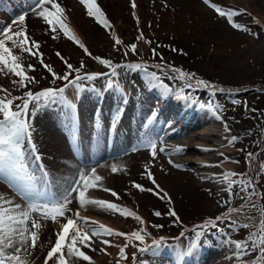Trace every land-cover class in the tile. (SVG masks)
Instances as JSON below:
<instances>
[{
  "label": "bare ground",
  "instance_id": "1",
  "mask_svg": "<svg viewBox=\"0 0 264 264\" xmlns=\"http://www.w3.org/2000/svg\"><path fill=\"white\" fill-rule=\"evenodd\" d=\"M6 1L7 5L5 6L4 4L0 3V7L3 12L8 11L5 12L7 14L0 12V27H2L1 29H4L7 26H11L12 29L25 28L27 26L37 27L39 29L43 28V23L45 22V20L42 17L37 16L31 10L33 0H25L24 4H22V0ZM57 2L64 9L63 17L65 19L67 18L71 22L73 27L72 30L76 33V38L80 39V42L84 45V47L88 49V52L91 53V55L88 56L96 62H99V60L94 59L93 57H100L113 62L114 60H116L115 57L118 51H120L121 49L122 51H126L127 42H130L131 40H134L136 38L135 35H132V27L129 26L128 23L134 22L138 27H142L144 31L147 30L148 26L151 25V22H156L155 25L159 24L160 26H163L167 32H171V29L172 32L174 29L176 31L188 29V26L184 27V25L182 23L180 25L179 22H177L176 25H172V28L170 29L171 22L168 20L167 16H169V13L172 12L176 14V18L179 12L185 14H189L191 12V15H194L195 13H198L200 15L199 21L201 29L195 32L194 30H187L188 32L186 31L185 35H181L180 37H182V39L180 40V42L184 43L183 46L188 47L191 45L192 41H194L195 39L200 40L201 37L206 39L207 42H217L218 44H220L225 41H232L238 34V28L234 26L237 25V22L234 19L233 15L230 19L227 16L222 17L220 15H216L213 12L215 10H213V7L211 6L216 2H214L213 0H209L208 4H206L204 0H135V8L132 7L133 0H96V4L99 6V8L101 6L100 9L111 24L110 29L106 27L105 28L107 30H110L111 32L113 31L114 35L116 34V38L114 41L115 44L112 42L107 43L109 42V40H105L102 30L103 24L101 22H98L95 16H90L88 24L85 19L78 17L81 14L88 16V8L85 4L81 3V0H57ZM217 2H220V7H224L228 11H232L233 13L237 14L260 15L264 11V0H219ZM164 5L165 11H162V6ZM12 7L14 9H12ZM45 7L50 6L46 5ZM11 9L14 11L19 10L21 12L27 11V15L25 16V21L23 24H20L18 17L16 16H12L10 19L6 20V17L8 15H11L12 13L10 12ZM21 15H23V13ZM158 16L162 18L160 22L157 20ZM119 19H121V22H119ZM261 29L264 30L263 25ZM124 33H126V36H123ZM144 37L146 38V36ZM117 39L121 41L120 44H116ZM63 44L68 45L69 41L63 40ZM91 46H93L94 48L90 49L89 47ZM72 50L76 51L74 47H72ZM207 56L203 55L202 57L201 55H198L197 57H199V59L196 58V61H206L211 57L226 60V56L220 54L214 53L209 57ZM228 58V62H231L233 66L229 72L225 71L224 73H222V76L243 85V83H246L245 81L254 70L256 71L258 68L264 66V34H261L260 37L252 39L245 48L240 49L236 54L229 55ZM78 59H81V61L78 60L79 62H85L86 66H90L93 64V61L89 60L88 58H83V55H81V57H78ZM3 72L4 73L2 74L4 75L2 77L7 78L9 76L7 70L4 69ZM159 77L166 76L159 75ZM2 81L3 82H1L0 79V89H5L6 91H1V94L7 95L8 90L11 92L12 90L13 92L17 91L16 87L8 85L12 81L7 82V84V80ZM161 83L165 86L170 87L160 80L152 81L151 83L149 82V84L153 88L155 86L157 88H160L159 94L161 95V98H163L162 108H160L157 112L154 111L153 115H150V113H148V108L150 107V104H152L153 102L155 103V100L153 99L152 102L150 100L151 97H145L144 94V102L134 103L132 101V92L130 91L131 88L127 86L124 77H122L118 90L115 89L116 91H107L103 89L100 92L90 91L88 92V94L85 93L83 95L79 91L76 92L73 89V93L70 97L60 95L59 98H56L57 100H46L43 103V106L40 108V111L44 113V115L47 114L46 118L48 116V118H52V115L54 114L53 118L56 121L54 122L57 123L56 125H58L60 129H62L58 133H55L56 131H52L50 128L51 126L49 127L50 129L45 128V117L43 118L42 116H39L37 120L40 121H36L31 124L32 128L30 131L31 134L29 133L28 137L29 143H27V149L32 148L35 151L34 155H40L41 159L39 161L35 160V162L42 165L41 169H35V172L32 173L33 178H36V180L40 178L43 186L49 185V187L55 188L56 194L58 193L60 195L62 193V198L60 199L61 201L63 200V196L65 194V192L63 191L64 185L62 184L63 186H59L58 184H56V179L62 178V180L59 179L60 183H67L71 180L74 173V179L71 180L70 185L72 186L74 182L78 180L79 174L81 172H84L90 180L94 181L97 184V187L89 188L86 190V198L94 201H107L115 203L120 206L121 209L125 210L124 213L120 211H112L101 207L96 203L84 205V214L79 216L87 218L89 221L95 222V224L90 225L84 224L86 228H95L96 225H104L108 228L113 229L115 232L125 233L127 231L130 232L131 230H133L131 232H141V230H137L136 227H134L136 222L132 220V217H130L131 221L129 220V222H124L122 224L115 216L122 215L124 218H128L132 215H127L126 213L132 212L142 219V225H145L147 229H150L149 224L152 223V219H155L156 217L154 213L157 211L161 213L162 208L164 207L165 200L169 198V201L174 203V205L177 204V206L182 209H192L193 205L196 206V203L198 202L200 205L201 203H203L204 206L206 205V210H217L222 208L224 205L227 206V197L225 198L224 194L226 191V183L218 174H211V172H209L210 174H203L201 178L203 182L199 184V186H197L199 187L198 189L201 192L203 191V189L205 191L209 190L208 193H210V195H212L213 197L211 200H207V198H205L204 196V193H195L196 191L194 186L191 187L193 191H188L183 186L182 182H191V175L189 174L190 172L188 173V169L186 168L187 164H196V166L200 167L206 165L204 163L207 162L208 164L212 162L221 163L230 159L232 157V152L222 149L215 153H210V161H207L204 156L206 162L198 161V157L197 159L191 158L190 156L195 155L194 153H196V158L199 153L212 148L209 141L213 137L210 136H215L216 132L213 130V128L207 126L205 130H200V128H197V130L193 134H189L190 127H194L203 120L202 110L194 106L188 107L185 103H181L180 107H178L176 106L179 103L178 101L175 105L173 103L170 104L169 102L174 100L177 95L184 93L182 92V90L170 87L172 89V92L166 94L164 92V88L160 86ZM19 93L20 91L18 92V94ZM4 95L2 98H4ZM151 95L154 94H152L151 92L150 96ZM95 104H97L100 108L99 113H96L95 111L91 113L90 107H87L90 105L92 107ZM107 106L113 107H111V109H107ZM186 108L187 110H185ZM208 111V118L211 119V122L213 121L212 123H220V127L224 128V131L229 134V124H227L226 121L217 122L216 120H220V116L216 112L210 110ZM81 113H83V115H87V119L85 120L86 122L81 121ZM90 113L91 115H89ZM68 118L69 121L67 122ZM41 121H43V123ZM134 125L136 127L140 125L139 127L142 126L144 128L153 127L152 132L156 134L159 132L163 135V138H160V140L156 142V149H163L161 151L166 154L162 157H158L157 153L155 155V157L159 158L157 160L160 166L159 169H156L154 163L152 162L155 157L152 156V149L145 145L147 142L145 143V140L142 139V136V138H136L134 136ZM155 126H158L157 130H154ZM87 127H92L96 132V135L93 136L92 133H89L87 131L88 129L86 130ZM103 134H105V138ZM218 134L219 133H217V135ZM198 137H202V140L206 141L202 144L204 146L195 145L196 143L194 140ZM220 137L222 136L220 135ZM20 140H23V138L21 137ZM226 141L221 139L216 143L219 146L227 147ZM33 145H35V148L33 147ZM177 148H181L182 151H176ZM186 153L189 155V157L186 155ZM27 154L29 153L27 152ZM74 155L78 160L89 162L93 161L94 164L85 166V169L81 168L80 170L78 168L77 170L75 161L76 159H73ZM174 156H178L179 158H175ZM224 164L226 163L224 162ZM220 165H222V163ZM230 165L228 164V167H230ZM113 166L118 169L115 173L112 171ZM226 167L220 166V168L223 170L230 169ZM92 168H95L96 175L101 177L100 180L96 181L95 177L91 176ZM149 172L151 173V178L148 175ZM152 178L155 179L156 184L159 185V188H156L153 185ZM167 179L172 180L171 185H165L164 180ZM68 183L70 184V182ZM134 183L141 184L145 189L152 188L154 189V191H141L133 186ZM214 183H216V185L217 183H220V186H212L211 184ZM5 185L0 183V195H2L5 199L11 198L16 203H20L21 206L24 207V205L19 200L20 197L16 195L10 189V187H7ZM9 185L14 190L18 191L17 188L13 187L14 185L12 186L11 183H9ZM105 189L115 191L118 194V198L113 196L111 194V191H106ZM48 190L49 188L44 187L40 190V193H42V198H50V196L47 194ZM128 190H130L131 192L139 191V200L137 199L138 201L136 206L138 208H141L143 211L138 210L137 207H132L128 203L126 194V191ZM157 193L159 194L157 195ZM79 204L80 203L77 194L73 193V199L71 203L67 205L69 211L66 212V215L64 217H58V222H52L50 220L51 218H41L38 212L32 213L33 218L39 219L42 227L39 230V238L36 242V247L31 249L30 254L24 257L25 264H35L34 262L39 260V255L34 253L48 249L47 251L45 250L46 253L44 252L43 254L45 256V261H43L44 264H46L47 253L50 251L51 247L54 246L57 240V233L61 232L63 224L66 222L67 218H75V211ZM128 225L132 227L131 230L129 228L126 231L124 227L128 228ZM145 230L143 229V231ZM71 235L72 233L70 232L69 239ZM89 235L92 237L91 247H87L81 243H78L76 247H78L81 251H84L86 255L90 256L91 260L85 261L82 258L70 254L67 247L68 241L66 240L65 246L67 253L66 256L64 255V259L65 262L66 260H68L67 264H88V262L89 264H112V259H117L119 257L117 255L119 252L117 253V251L114 250L113 247H111L114 244L115 236L119 235H111L107 239H104L102 234L96 236L92 235V233L89 232ZM104 240H108L110 241V243L104 244ZM215 240L216 242L212 244V247H208L207 251L212 248H216L215 246L219 244L217 243L219 242L218 236H216ZM224 245V249L226 250L224 254L226 255L221 260H223V262L227 260L228 264H234V255H232L233 258L229 255L235 249L233 243L227 242ZM221 246L222 244H219V246L217 245V248L219 249L218 251H220ZM136 251L137 250H135V252ZM182 255L183 253L180 252L179 257H181ZM203 256L204 255L201 254V257H199L198 260L202 259ZM65 257H67V259ZM189 258L190 256L183 257L181 260V264H197L195 258H192L191 261ZM118 262L120 264H130L127 263L124 259H119ZM156 263L161 264L159 262ZM242 263L248 264L247 262ZM47 264H53V261L49 260L47 261Z\"/></svg>",
  "mask_w": 264,
  "mask_h": 264
},
{
  "label": "rangeland",
  "instance_id": "2",
  "mask_svg": "<svg viewBox=\"0 0 264 264\" xmlns=\"http://www.w3.org/2000/svg\"><path fill=\"white\" fill-rule=\"evenodd\" d=\"M3 1L5 2V4H7L6 0ZM213 1L214 2L216 1L214 4H218L219 6L220 2H217L219 0H213ZM21 2L22 4L25 3L23 0ZM222 8L225 11H228L226 8L224 7ZM213 10L215 9L213 8ZM0 11L1 13L6 14L5 12H3L1 7H0ZM162 11H165V5L162 6ZM17 12H16L17 15H13V16L19 17L22 13L24 14L27 11L21 12L18 10ZM213 12L219 16L216 10ZM190 13L185 14L179 12L176 18V14L172 12L169 13L170 14L169 16H167L168 20L171 22L170 29L172 28V25H176L177 22H179L180 25L182 23L184 27L188 26V29L182 31H176L173 28L174 29L173 32L172 29L171 32L170 31L167 32L163 26H160L159 24L155 25L156 22H153L154 24L151 22V25H155V26L150 25L148 26L147 30L144 31L142 27H138L134 22L130 21L131 23H128V25L132 27L131 29L133 33L132 35H135L136 38L134 40H131L130 42H127L126 51H122L121 49L120 51H118L119 53L117 52V55L115 57L116 60L112 62V65L114 67L116 65H124L126 63H131V64H140L142 67L141 69H132V70L117 68L116 69L118 73L117 76H112L111 74L112 68L106 65L104 66L100 62L93 61L84 51V48L79 46L81 44L79 38H76L75 40L69 38L70 36L76 37V33L75 31L72 30L73 29L72 24L67 18L65 19L63 17L65 24L70 29V32L68 33H66L65 30L62 29L58 24L54 25L56 31L55 32L51 31L50 26L46 23V21L43 23L44 25L42 29L32 26L12 29L13 32L20 31L21 29L26 30L29 41H37L40 45L38 52L35 47H32V51L37 52V55L32 56L29 55V53L27 52H22L20 48L15 47L10 42L8 44V46L13 49V54L19 57L18 63H21L23 65V69L26 75L28 77H34L35 79L33 81L24 80L23 77L15 76L11 71L7 70V67H5L9 76L7 78L2 77L4 75L2 73L4 72L0 71L1 82H3L2 80L4 81L7 80L6 81L7 84V82L12 81L8 85H11L12 87H16L17 91L13 92L12 90L11 92L8 90L7 95L1 94L0 91L1 98L3 97V95L4 97H9L8 99H13V97H18V96L24 97L26 92L28 91L35 93L48 87H52L56 89L65 88V84H67V81H64L62 79H56L53 82L54 78L52 72H55L57 75L62 76L63 74L70 71L67 69L64 61H62L57 56V52H59L64 57V60H66L68 63H71L73 65V69H77V68L80 69L79 75L81 77H84L85 74H93V72L98 74L100 73L102 75V76L98 75L94 80L82 79L81 81H79V87H76L74 85H69L67 88H65L64 93L62 95L70 97L73 93L72 92L73 89L76 92L79 91L83 95L85 93L88 94V92L90 91L100 92L103 89L107 91L110 90L116 91L119 88L121 78L124 77L127 86L131 88L130 91L132 92V101L134 103L144 102V98H143L144 94L145 97L146 96L151 97L150 100L152 102L153 99L155 100V103L153 102L152 104H150V107L148 108V113H150V115H153L154 111L156 112L159 111V109L162 108L163 106V102H162L163 98H161V95L159 94L160 88L159 87L157 88L156 86L153 88L149 84L150 76L148 74L154 73L159 78V80L162 81L164 84H167L170 87H173L174 89L176 88L178 90H182L184 94L177 95V98L183 95H188L187 100L180 98L177 99L180 101L179 103L183 102L188 107L194 106L202 110L203 120L194 127H190L189 134H193L197 130V128H200V130H205L207 126L213 128V130L216 132L215 136L214 135L210 136L213 138L209 141V143H211L212 146V148L208 149L209 151L207 150L202 153H199L198 156H196V158H195L196 153H194L195 155H191L190 157L194 159H197L198 157V161L206 162V160L210 161L211 159L210 153L212 154L222 149L225 151L227 150L232 152V157L227 161H224L227 164V167L228 164L229 165L231 164L230 167H228L230 168L229 170L224 169L225 170L224 171L223 169L220 168V166L226 167V164H224V162H221L222 165H220L221 164L220 162H212L210 164H208L207 162L204 163L206 165L200 167L196 166V164L195 165L187 164L186 168L188 169V173L190 172L189 174L191 175V182L190 183L182 182L183 186L188 191H193L191 187L194 186L196 191L195 193H199L201 191L198 189L199 187L197 186H199V184L203 182L201 180L203 174H210L209 172L215 175L218 174L222 178V180H224L223 174L225 173L240 174L238 176L230 177L231 180L236 182V186L231 187L230 190H229V185L224 180V182L226 183L225 184L226 191L224 194H225V198L227 197L226 200L227 206L224 205L222 208L217 210H212V209L206 210L207 206L206 205L204 206L203 203H201L200 205L198 202L196 203V206L193 205L192 209H182L179 208L177 204H175L176 205L175 206L174 203H172L171 201H169V199H167L165 200L164 207L162 208L161 211V215L156 216L155 219H152V223L149 224L150 229L149 228L147 229L145 225H142L140 220L135 219L133 216L124 218L122 215L120 216L115 215L118 218L119 222L122 224L124 222L125 223L129 222V220L131 221L130 217H132V220L136 222L135 226L134 224L133 226L136 227L137 230H141V233L145 234V240L143 243L136 241L130 235L131 233H133L131 232L133 231L131 230L132 226L128 225V228L124 227L126 231L129 228L131 231L125 232L129 234L127 237L115 236L114 244L111 247H113L114 250L117 251V253L119 252L117 254L119 257L117 259L110 258L112 259V264L114 263L120 264L118 262L119 259L120 260L124 259L127 263L130 264H157L156 262H159L161 264H181L182 258L186 256H190L189 258L190 261L192 260V258H195L197 264H228L227 260L225 262L221 260L226 255L224 254L226 252V250L224 249L225 248L224 244H226L227 242L233 243V246L235 248L233 252L229 254L230 256L234 255L235 257L234 264H243L242 262H247L248 264H264V253H262L259 250V242H257L258 246L256 250H252L250 243H249V248L246 252H243L235 247L236 241H240L242 243L251 242L254 239L252 233H259L260 231L259 226L261 220L264 219V66L258 68L256 71L253 69L254 71L248 77L247 79L248 81L246 80L245 81L246 83H243V85L222 76V73H224L225 71L229 72L233 66L231 62H228L229 59L228 56L232 54H236L240 49L245 48L247 44L251 42L252 39L256 37H260L261 34H264V30L261 29L262 25L264 26V21H263L264 11L260 15L234 13L233 17L236 20L237 25H240V27L237 29L238 34L236 38L233 39L232 41H225L218 44L217 42H213V43L207 42L206 39L199 37L200 40L195 39L194 41H192L190 46L186 47L183 46L184 43L180 42V40L182 39V37L180 36L183 34L185 35L187 30L190 31L194 30L195 32L201 29L200 21H199L200 15L198 13L191 15ZM78 17L85 19L87 24L89 23V19H90L89 14L88 16L81 14ZM8 19H10V17H8ZM161 19L162 18H160V16L157 17V20L159 22L161 21ZM119 22H121V19H119ZM102 30L105 40H109V42L107 43L112 42L115 44L114 41L116 38V34L114 35L113 31L111 32L110 30H107L104 26H102ZM141 33H143L142 38H141ZM123 36H126V33H124ZM144 36H146V38ZM63 40H68L69 44L64 45ZM77 41H79V43H77ZM132 44H136L135 52H133L130 47ZM72 47H74L76 51H73ZM89 48L92 49L94 47L91 46ZM153 49H155L156 55H153ZM39 53L43 54L44 64L49 65L52 71H49L47 68H44L42 66L40 62L41 57ZM125 53L127 54L125 55ZM214 53L226 56V60L223 59L221 60L220 58L216 59L215 57L213 58L211 57L209 58V60L206 61H200V62L196 61V58L199 59V57H197L198 55H201L202 57L203 55L204 56L208 55L207 57H209L211 54ZM81 55H83V58H88L89 60L93 61V64L90 66L88 65L86 66V63L83 62L85 64H83L84 66L81 68L80 67L81 62H79L81 61V59H78V57H81ZM200 59H204V58H200ZM29 64L33 65L35 70L29 69L28 68ZM145 68L147 69V72L144 71ZM174 69H179L185 73H191L194 75L182 79L180 73L178 71H174ZM76 75L77 73L75 71H72L71 74L69 75V80H74ZM159 75H163L166 77H159ZM170 79H173L174 81ZM198 80H204L208 82L210 86L205 87L204 85L197 83ZM18 82L21 86L18 84ZM110 82H111V86H109ZM24 83L27 84V87L23 86ZM189 84H191V87H188ZM219 88H222L224 91H218L217 89ZM19 91L20 93L18 94ZM151 92L154 95L150 96ZM56 98H59V96H57ZM56 98L52 100H57ZM45 101L46 100L37 102L35 106L30 104L29 115L26 117V119L28 120V123L31 126L33 122L40 121L37 120L39 116H42L43 118L45 117L44 119L45 128L46 129L51 128L52 131H56L55 133H58L62 129H60V127L56 125L57 123H55L56 121L53 118L54 114L52 115V118H48L49 116L46 118L47 114L44 115V113L40 111V108L43 106V103ZM21 103L22 100H14L12 105L13 109L16 108V105ZM201 104H205L206 106L210 104L212 105L213 108L216 109L215 112L220 116V120H216V121L217 122L226 121L227 124H229L228 126L229 134H227L224 131V128L220 127L221 126L220 123H215V122L212 123L213 121L211 122V119L208 118L209 114L207 112L209 111L207 107L202 109L200 107ZM87 107H90L91 113L93 111H95L96 113L100 112V108L98 107L97 104H95L92 107L91 105ZM111 107L113 106H107V109L108 108L111 109ZM185 110H187V108ZM91 113L89 115H91ZM81 114H82L80 116L82 117L81 121L86 122L85 120L87 119V115L86 114L83 115V113ZM2 118H3L2 114H0V119ZM68 121L69 118L67 122ZM203 121L207 123L205 124ZM41 122L43 123V121ZM139 126L140 125L136 127L134 125V136L136 138H140L142 136L143 138L142 137L141 138L145 140V143L148 140H153L157 142L160 140V138L161 139L163 138V135L160 134L159 132L157 134L152 132L153 127H148V128L145 127L146 128L145 129L142 126L141 127ZM157 128L158 126H155L154 130H157ZM86 130L89 133H92L93 136L96 135V132L92 127L91 128L87 127ZM217 133H219L222 137L223 136L224 137L223 138L220 137V135L219 134L217 135ZM105 134H103L104 138H105ZM233 136L237 137V140L235 142H231V138ZM28 137L29 134L22 136L24 141L21 140L19 146L21 151L24 153L25 162L28 161L30 162V163L28 162L29 171L34 173L35 172L34 169H36L38 165L35 167L33 162V158H34L33 155L35 154V151L32 148L27 149V145H28L27 143H29ZM221 139L224 141L226 140L228 141V142L226 141L227 147L219 146L216 143L218 140ZM194 141L196 143V144L194 143L196 146H204L202 144L206 142L202 140V137L200 138L198 137ZM145 145L149 147L147 143ZM156 151L158 157H162L166 155L163 153V151L159 149H156ZM27 152L29 154H27ZM187 153L186 155L189 157ZM249 154L252 155L249 156ZM174 157L179 158L178 156H174ZM73 159H76L75 155L73 156ZM158 159L159 158L155 157L153 159L154 161L152 160L156 169L160 168L159 163L157 162ZM77 160L78 159L75 160L77 170L78 168L80 170L81 168L85 169L86 168L85 166L94 164L93 161L89 162V161H81V160L77 161ZM215 170H219V171H215ZM73 176L71 180L74 179ZM59 179L58 178L56 179L57 180L56 184H58L59 186L63 184L64 186L63 185L62 186L65 188V189L63 188V191L66 192V190L71 185V180L68 181L70 182L69 184L68 182L60 183V180H62V178L60 180ZM3 181L4 180L1 178L0 183L5 185L6 183L5 182L3 183ZM171 182L172 180L170 179L164 180L165 185L166 184L171 185ZM249 183H251L252 188H255L256 194H252L251 188L246 187V185H248ZM211 185L212 186L216 185V183ZM218 185L220 186V183L219 184L217 183L216 186ZM5 186H7V184ZM54 190L56 189L54 188ZM208 191L209 190L205 191L203 189L201 193H204V196L205 198H207V200L208 199L211 200L213 197L212 195H210V193H208ZM61 194L60 195L58 194V196H60V199L62 198ZM126 194L128 198L127 199L128 203L132 207H137L136 205H137V201L139 200V196H138L139 191L131 192L130 190H128L126 191ZM54 201H51L50 203L51 206L55 204ZM253 205H255V207H253ZM172 209L175 210V212L179 216L180 218L179 221H176L174 217L168 215V212ZM138 210L143 211L141 208H138ZM75 212L80 213L79 215L84 214L83 206L79 204ZM220 216L223 219H220L218 221L217 228L206 227L201 232V229L198 226L204 225L209 219L216 220V218L218 217L220 218ZM50 220L52 222H58L59 219L57 217L55 220L53 219ZM77 223L79 227L81 226V229L83 228L82 230L86 229L84 223H82L79 220L77 221ZM245 224H247L248 227H245L244 226ZM154 225H163V227L157 228L154 227ZM143 229L146 230L143 231ZM197 232H201V234L197 236ZM102 236L104 239H107L111 235L102 234ZM216 236H218L219 238V242L217 243L222 244L220 251H218L219 249L217 248V245L219 246V244L215 246L216 248H212L209 251H207L208 247H212V244L216 242L215 240ZM161 237L164 238L163 244L158 248L152 247L153 244L152 241L159 240ZM141 247H146L149 248L150 250L145 252H140L138 249ZM121 248H124V254L126 256V259L121 257ZM45 250L47 251L48 249ZM45 250L34 253L39 255V260L34 262L35 264H42V263L44 264L45 256L43 254L44 252L46 253ZM135 250L137 251L135 252ZM180 252L183 253L181 257H179ZM66 253L67 251L65 246L63 249V254L66 256ZM201 254H203L204 256L202 257V259L198 260V258L201 257ZM65 258L67 259V257ZM67 263L68 260H66V264Z\"/></svg>",
  "mask_w": 264,
  "mask_h": 264
},
{
  "label": "snow or ice",
  "instance_id": "3",
  "mask_svg": "<svg viewBox=\"0 0 264 264\" xmlns=\"http://www.w3.org/2000/svg\"><path fill=\"white\" fill-rule=\"evenodd\" d=\"M206 4L209 3V0H204ZM81 3L85 4L88 8V14L90 16H95L98 22H101L104 27L111 28L110 22L105 17L102 10L96 4V0H81ZM46 5L50 7H45ZM216 12L220 16H227L229 19L234 14L232 11H225L222 7L212 4L211 5ZM132 7L135 8V0H133ZM31 10L39 17H42L46 23L50 26V30L55 32L56 28L54 25H60L62 29L65 30L66 33L70 32V29L65 24L63 19L64 9L60 6L57 0H33V4L31 5ZM47 13V14H46ZM27 14L20 15L18 20L20 24H23L25 21V16ZM103 18V19H101ZM15 23V21H14ZM239 28L240 25H234ZM0 71H3L5 67H7L8 71H11L15 76L23 77L24 80L33 81L34 77H28L24 72L23 65L18 63L19 57L13 54V49L8 46L9 42L13 44L15 47L21 49L22 52H27L29 55L35 56L39 50V43L37 41H29L26 30L21 29L20 31L13 32L11 26H7L4 29H0ZM143 37V33H141V38ZM70 39H76L75 36H70ZM79 43V41H77ZM121 41L119 39L116 40V44H120ZM80 47L84 48V51L91 55L88 52V49L84 47L81 43ZM32 47L37 49V52L32 51ZM131 49L133 52L136 50V44H132ZM175 50V49H173ZM127 53H125L126 55ZM41 57V64L44 68H47L49 71H52L50 66L44 64L43 54L39 53ZM153 55H156L155 49H153ZM57 56L64 61L66 67L69 72L61 75H57L55 72H52L53 82L56 79H62L67 81L65 84V88L69 85H74L79 87V81L82 79L94 80L100 74H85L84 77L79 75L80 69H73V65L64 60V57L57 52ZM94 59L99 60V62L103 65H106L112 68V76H117L118 73L116 71L117 68L124 69H141L140 64H124V65H116L113 67L112 61L108 59H103L100 57H93ZM83 62H81L80 67L82 68ZM29 69L35 70L34 66L29 64ZM72 71L77 73L74 80H69V75ZM144 71L147 72L145 68ZM174 71H178L180 73L181 78L191 77L194 74L185 73L182 70L174 69ZM150 76L149 82L159 81V78L154 73H149ZM197 83L204 85L205 87H209V83L204 80H198ZM27 87V84L23 85ZM111 86V82L109 84ZM161 87L164 88V92L171 93L172 89L168 86H165L161 83ZM191 87V84L188 85ZM214 87V86H213ZM65 88H52L48 87L38 92H26L24 97H14L13 99H8L7 97L0 98V114H2V119H0V173L5 174L6 181H16L18 184L23 185L25 191L30 186V182L33 180L32 174L29 172V165L25 162L24 153L21 151L19 142L22 136L29 134L31 131V126L28 123L26 117L29 115V106L30 104L35 106L37 102L42 100H51L55 99L57 96H60L64 93ZM218 91H224L222 88L217 89ZM0 91H6L5 89H0ZM180 99L187 100V95H183L178 97ZM14 100H22L21 104L16 105V108L13 109L12 105ZM200 107L204 109L207 107L208 110L215 112L216 109L212 107V105H204L201 104ZM230 131V130H229ZM237 137L233 136L231 138V142H235ZM147 144L152 149V156L156 155V142L153 140H148ZM35 148V145H33ZM163 150V149H161ZM176 151H182L181 148H177ZM252 154H249L251 156ZM35 159L39 161L41 159L40 155H36ZM171 162V161H170ZM179 167V166H177ZM118 169L113 166L112 171L115 173ZM151 178V173H148ZM240 174L237 173H225L223 174V179L229 185V190L231 187L236 186V182L231 180V176H238ZM91 176L95 177V180L98 181L101 177L96 175L95 168L91 169ZM152 183L156 188H159V185L156 184L154 178H152ZM135 188L141 191H149L152 192L154 189L149 188L145 189L141 184L134 183ZM97 184L90 180L88 176L81 172L79 174L78 180L74 182L72 186H70L64 196L63 200L59 201L55 207L51 209L45 207L43 209L37 208L35 205L27 204L24 207L21 206L20 203H16L11 198L5 199L2 195H0V264H25L24 257L30 254V250L36 247V242L39 238V230L42 225L37 218H33L32 213L38 212L41 218L48 219L51 218L55 220L57 217H64L66 212L69 211L67 205L71 203L73 199V193L77 194L79 203L81 206L96 203L101 207H104L108 210L112 211H120L124 213L125 210L121 209L115 203L107 202V201H94L86 198V190L89 188H95ZM246 187L251 188L252 194L255 193V188H252L251 183L246 185ZM106 191H111L110 189H105ZM111 194L118 198V194L115 191H111ZM159 193H157L158 195ZM170 199V198H169ZM255 207V205H253ZM127 215H132L135 219L140 220L143 223L142 219L137 216L135 213L127 212ZM156 216H160V212L154 213ZM168 215L175 218L176 221H179L180 218L175 212V210H170ZM223 219L222 217L216 218V220L209 219L204 225L198 226L201 229V232L206 227L217 228L218 221ZM81 221L85 225L95 224L94 221H89L87 218H83L79 216V213H76L75 218H67L66 222L63 224L61 232L57 233V240L53 247H51L50 251L47 253L46 264L47 261H53V264H66L63 254V249L66 244V240L68 241L67 247L70 254L75 255L79 258H82L85 261H90L91 257L86 255L84 251H81L76 245L78 243L84 244L87 247H91L92 237L89 235V232L92 235H119L127 237L129 234L123 232H115L113 229L108 228L104 225H96L95 228L88 227L85 230H82L77 221ZM248 227L247 224L244 225ZM154 227L162 228L163 225H154ZM260 231L259 233H252L254 239L251 242H235V247L240 249L243 252H246L249 248V243L251 244L252 250H256L257 242H259V250L264 253V219L261 220L260 223ZM72 233L70 239L69 235ZM201 232H197V236L201 234ZM132 238L141 243L145 240V234H142L140 231H136L130 234ZM164 242V238L161 237L159 240H154L152 247L158 248ZM104 244H109L110 241L104 240ZM126 247V245H125ZM11 250V251H9ZM140 252H145L150 250L146 247H141ZM121 257L126 259L124 254V248H121ZM55 258V259H54Z\"/></svg>",
  "mask_w": 264,
  "mask_h": 264
}]
</instances>
